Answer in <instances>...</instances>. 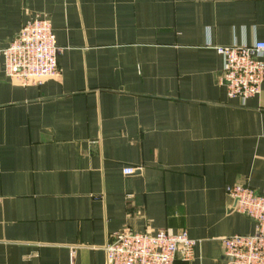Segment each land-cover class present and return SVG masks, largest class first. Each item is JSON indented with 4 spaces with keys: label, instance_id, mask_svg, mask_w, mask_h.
Segmentation results:
<instances>
[{
    "label": "crops",
    "instance_id": "1",
    "mask_svg": "<svg viewBox=\"0 0 264 264\" xmlns=\"http://www.w3.org/2000/svg\"><path fill=\"white\" fill-rule=\"evenodd\" d=\"M36 16L59 76L24 86L1 50ZM260 39L264 0H0V264H106L159 229L197 241L175 264H225L254 230L225 187L264 193V82L228 98L216 47Z\"/></svg>",
    "mask_w": 264,
    "mask_h": 264
},
{
    "label": "built area",
    "instance_id": "2",
    "mask_svg": "<svg viewBox=\"0 0 264 264\" xmlns=\"http://www.w3.org/2000/svg\"><path fill=\"white\" fill-rule=\"evenodd\" d=\"M55 42L50 21L36 16L26 22L14 39L1 50L5 76L22 85H39L45 78L59 76ZM222 68L217 75L230 99L243 103L257 96L264 82V39L250 44L217 46ZM133 171L124 170L125 174ZM235 210L254 224L251 234H233L221 239L225 264H264V193L243 184L225 187ZM197 241L186 230L171 234L120 232L104 246L106 264H175L194 256Z\"/></svg>",
    "mask_w": 264,
    "mask_h": 264
}]
</instances>
